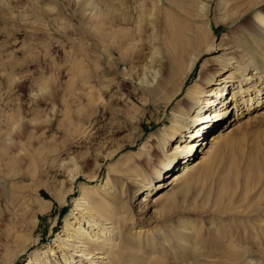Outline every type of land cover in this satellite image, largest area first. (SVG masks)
Returning <instances> with one entry per match:
<instances>
[{"label": "rangeland", "instance_id": "rangeland-1", "mask_svg": "<svg viewBox=\"0 0 264 264\" xmlns=\"http://www.w3.org/2000/svg\"><path fill=\"white\" fill-rule=\"evenodd\" d=\"M182 1L189 3L188 14L177 15L174 0H0V149L10 137L5 156H17L21 169L18 177L0 184V262L28 236L24 231L40 236L34 248L50 243L61 231L79 184L92 185L108 176L127 204L135 207L142 196L150 197V209L142 215L125 217L114 207L118 225L129 239L145 241L163 231L166 234L156 240L161 236L170 240L166 248L154 247L144 255L141 248L131 247L138 255L131 264H264V104L230 125L208 128L191 164L211 149V134L222 133L217 142L231 138L232 144L190 181L186 191H178L172 180L180 164L166 171L162 188L153 189L151 196L145 193L163 157L162 129L170 123L171 107L183 103V94L170 100L176 82L160 90L157 76L147 77L142 85L125 72L183 68V33H189L185 23L205 43L217 45L200 56L186 86L201 69H217L210 60L214 54L230 51L239 57L244 52L227 48L235 0ZM205 8L213 38L203 25ZM118 36L124 37L121 43ZM109 83L114 86L112 98L104 92ZM152 86L154 93L148 90ZM88 118L96 120L92 129L87 127ZM58 152L84 165L62 204L45 187H54L61 198L66 190L60 187L62 177L39 164ZM111 154L115 155L106 159ZM0 160V167H5L6 159ZM246 161L254 165H247L245 178L233 185L230 162ZM99 164L95 179L88 181L86 175ZM201 170L196 168L193 175ZM124 173L138 174V179L128 182ZM36 189L52 205L39 214L32 229L22 223L29 218L22 217V206L12 199V191L23 192L31 201ZM161 203L165 212L159 210ZM178 237L184 240L180 250ZM26 256L12 264H20Z\"/></svg>", "mask_w": 264, "mask_h": 264}, {"label": "bare ground", "instance_id": "bare-ground-1", "mask_svg": "<svg viewBox=\"0 0 264 264\" xmlns=\"http://www.w3.org/2000/svg\"><path fill=\"white\" fill-rule=\"evenodd\" d=\"M174 1L176 2L174 6L177 15L189 13V3L182 0ZM233 4L237 9L228 19L229 29L226 35L230 38L231 44L227 48L242 49L244 52L239 57H237L238 53L236 55L230 51L214 54L210 60L217 65V69H213L211 72L201 69L193 82L186 86L185 84L191 77L193 68L200 56L213 51L217 45L211 42L205 43L199 33L196 31L192 33L191 26L185 23L184 29L186 28L189 33H183L185 35L184 58L181 63L183 65L185 62L183 68L138 69L134 72H125L128 79L137 80L142 85L147 82V77L157 76L156 86L160 85V90L171 87V83L176 82L170 100L180 93L183 94V103L177 102L171 107L170 123L164 126L159 137L163 157L158 162L159 167L153 170V179L149 181L145 189L148 196L165 185L163 177L166 171L170 168L174 169L180 164L183 165L180 170L173 173L172 180L175 181L178 191H186L190 181L206 172L210 165L232 144L231 138H224L221 142H217L222 133L211 134L213 135L210 136V141L213 144L211 149L198 162L191 164L190 159L201 144L202 136L208 128L214 127L216 123L226 125L229 122L230 125L231 122L237 121L240 115H245L264 104V0H235ZM203 14L206 16L203 25L206 27L208 37L213 38L214 32L206 8ZM122 38L124 37L118 36L116 41L121 43ZM151 60L152 57L149 61L151 62ZM166 74L168 75L165 77ZM184 85L185 89L182 92ZM153 86L148 89L150 93L155 92L156 87ZM113 90L114 86L110 83L104 88L105 94L111 98ZM226 91H229V95ZM142 103L144 104V102ZM86 124L89 129H92L96 125V120L88 118ZM76 140L79 141L80 137H77ZM10 141L9 137L8 143H3L4 148L0 149V159H6V164H4L6 169L0 167V184L2 187L8 179H13L21 174L20 159L17 156L10 158L5 156ZM63 154L64 152H58L53 155L51 161L45 157L43 163L39 162L44 168L52 169L62 177L60 187L66 188V190L61 198L54 194L53 191H56L54 187L45 186L51 198H57L61 204L67 201L74 183L84 173V165H78L71 157H63ZM114 155L111 154L106 159L112 158ZM247 165L251 166L254 163L246 161L240 165L236 162H230L228 170L233 185L245 178ZM99 167L100 164L86 175L87 178H91L88 181L95 179ZM196 168L202 170L194 176L193 171ZM24 175L22 168V179ZM125 175L128 182H134L138 179V174L124 173ZM113 180L106 176L103 180L96 181L92 185L79 184L78 195L72 199L71 209L64 219L61 231L52 238L50 243L40 248H34L39 242L40 236L34 235V231H24L28 233V236L14 245L10 256L0 264H12L26 253L27 256L20 264H131L134 261L133 256L134 259L138 257L137 251L132 250L134 247L141 248L144 255L145 251L147 252L151 248L169 246L170 240L167 236H161L159 240H156L160 234L165 233L163 231L154 234L152 238L145 241L143 239H129L130 234H125L122 231V227L118 225V219L115 217L114 207H117L119 214L122 213L125 217H127L126 213L129 215L132 213V216L142 215L150 209L148 205L150 197L142 196L141 200L138 201L139 204L135 207L134 204H127V201L119 196L122 194L116 193ZM138 187L136 186L134 189L137 190ZM153 189L155 191L152 192ZM12 199L15 202H20L22 217L26 215L29 218H24L22 223L32 229L39 222V214L50 209L52 205V200L45 199L40 189H36L31 201L23 192L20 195L16 190L12 191ZM169 199L163 203L167 204ZM163 203H161L159 210L165 212L166 206ZM135 208L139 214L135 212ZM183 223L184 221L181 222V224ZM178 225H180V221ZM176 233L179 234V232ZM137 235H139V231ZM176 240H178L177 243L179 242L177 246L180 250L181 245H184V240L180 237ZM125 256H131L132 260L124 263V260L121 259Z\"/></svg>", "mask_w": 264, "mask_h": 264}]
</instances>
